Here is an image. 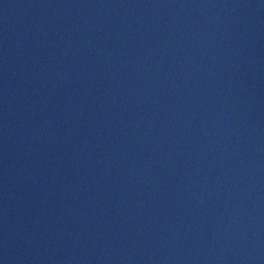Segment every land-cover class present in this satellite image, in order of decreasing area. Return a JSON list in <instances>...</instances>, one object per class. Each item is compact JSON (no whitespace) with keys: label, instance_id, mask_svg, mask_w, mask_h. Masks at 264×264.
I'll return each mask as SVG.
<instances>
[{"label":"water","instance_id":"obj_1","mask_svg":"<svg viewBox=\"0 0 264 264\" xmlns=\"http://www.w3.org/2000/svg\"><path fill=\"white\" fill-rule=\"evenodd\" d=\"M0 264H264V0H0Z\"/></svg>","mask_w":264,"mask_h":264}]
</instances>
